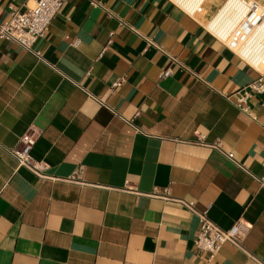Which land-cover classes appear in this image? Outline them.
<instances>
[{"label": "crops", "instance_id": "crops-1", "mask_svg": "<svg viewBox=\"0 0 264 264\" xmlns=\"http://www.w3.org/2000/svg\"><path fill=\"white\" fill-rule=\"evenodd\" d=\"M26 2L0 0V22ZM205 2L64 0L33 52L0 38V264H264V94L255 118L236 106L259 73ZM30 128L44 177L8 151ZM203 211L249 224L241 246L199 253Z\"/></svg>", "mask_w": 264, "mask_h": 264}, {"label": "built area", "instance_id": "built-area-1", "mask_svg": "<svg viewBox=\"0 0 264 264\" xmlns=\"http://www.w3.org/2000/svg\"><path fill=\"white\" fill-rule=\"evenodd\" d=\"M25 9L9 5L7 20L0 22V38L11 40L23 49L33 52V44L44 38L46 31L58 12L64 0H27ZM189 15L203 11L205 0H170ZM205 25L206 30L215 38L259 73L256 80L238 90L235 94L236 106L255 118L248 105V100L254 95L264 94V3L255 0H224L221 6L212 14ZM111 35L107 43L111 42ZM39 55V53H35ZM167 68L160 72L164 78L171 73ZM118 80L113 85H118ZM264 103V102H263ZM264 115V114H263ZM264 126V122H263ZM38 136V130L30 128L24 132L16 145L8 148L15 158L17 166L27 168L33 174L44 177L43 166L33 158L31 150ZM203 137L198 136L196 142L202 143ZM223 152L230 160H234L231 152H224L221 143L211 144ZM264 183V178H256ZM126 190L135 191L134 186L127 185ZM195 212L192 202L175 199ZM199 228L194 237V245L199 253H206L213 258L224 242L228 241L237 247L241 246V237L248 231L249 224L237 220L232 226L223 229L210 221L206 211L197 212Z\"/></svg>", "mask_w": 264, "mask_h": 264}, {"label": "bare ground", "instance_id": "bare-ground-1", "mask_svg": "<svg viewBox=\"0 0 264 264\" xmlns=\"http://www.w3.org/2000/svg\"><path fill=\"white\" fill-rule=\"evenodd\" d=\"M206 1V0H205ZM205 3V2H204ZM208 23V22H207Z\"/></svg>", "mask_w": 264, "mask_h": 264}, {"label": "rangeland", "instance_id": "rangeland-1", "mask_svg": "<svg viewBox=\"0 0 264 264\" xmlns=\"http://www.w3.org/2000/svg\"><path fill=\"white\" fill-rule=\"evenodd\" d=\"M205 4H206V2H205ZM205 4H204V5H205Z\"/></svg>", "mask_w": 264, "mask_h": 264}]
</instances>
